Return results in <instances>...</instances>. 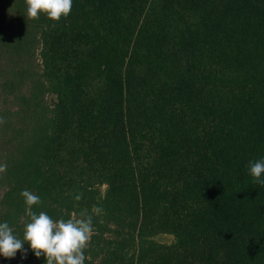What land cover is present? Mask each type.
<instances>
[{"label":"trees","instance_id":"obj_1","mask_svg":"<svg viewBox=\"0 0 264 264\" xmlns=\"http://www.w3.org/2000/svg\"><path fill=\"white\" fill-rule=\"evenodd\" d=\"M0 103L18 238L27 189L54 221L103 207L85 264H264V0H73L55 26L0 0Z\"/></svg>","mask_w":264,"mask_h":264},{"label":"clouds","instance_id":"obj_2","mask_svg":"<svg viewBox=\"0 0 264 264\" xmlns=\"http://www.w3.org/2000/svg\"><path fill=\"white\" fill-rule=\"evenodd\" d=\"M25 5L28 19L37 20L45 15L55 26L62 18L66 19L70 15L73 0H25ZM4 122L0 117V124ZM6 170L7 164L0 163V174ZM248 174L253 184L264 186V158L250 161ZM20 195L24 199L29 222L24 227L22 239L13 234L8 222L0 223V256L5 259L14 258L24 244H28L35 257L39 259L43 256L46 264H85L84 250L93 234V215L103 214V207L93 205L91 213L84 209L78 218L54 221L43 211L38 214L33 211V206L41 203L38 195L27 189ZM82 196V193L77 194L74 199L79 201Z\"/></svg>","mask_w":264,"mask_h":264},{"label":"rangeland","instance_id":"obj_3","mask_svg":"<svg viewBox=\"0 0 264 264\" xmlns=\"http://www.w3.org/2000/svg\"><path fill=\"white\" fill-rule=\"evenodd\" d=\"M23 89V88H22ZM53 98V97H52ZM51 98V96H46L45 97V100H46V102L48 103V104H51V102H52V99ZM8 101H10V98H8L7 99ZM2 104L0 103V108L2 107L1 106ZM7 105H9V104H7ZM157 240H159L160 242H165V243H167V242H169L170 241V237L169 236H167V235H162V236H158L157 238H156Z\"/></svg>","mask_w":264,"mask_h":264}]
</instances>
